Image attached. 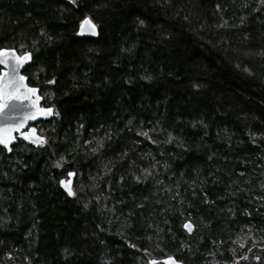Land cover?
I'll return each mask as SVG.
<instances>
[{
    "label": "trees",
    "instance_id": "obj_1",
    "mask_svg": "<svg viewBox=\"0 0 264 264\" xmlns=\"http://www.w3.org/2000/svg\"><path fill=\"white\" fill-rule=\"evenodd\" d=\"M2 49L55 118L0 147V264H264V0H0Z\"/></svg>",
    "mask_w": 264,
    "mask_h": 264
},
{
    "label": "water",
    "instance_id": "obj_2",
    "mask_svg": "<svg viewBox=\"0 0 264 264\" xmlns=\"http://www.w3.org/2000/svg\"><path fill=\"white\" fill-rule=\"evenodd\" d=\"M88 20L95 26L94 31H88L89 25L84 22ZM78 38H96L98 29L96 25L86 18L81 23ZM30 56V59L23 58ZM20 58V59H17ZM0 139L6 143H0V147L5 150L7 155L13 153V146L22 140L31 147H38L45 139L40 136L37 125L40 122L51 121L55 118L52 107L43 106V98L40 95V89L31 87L28 78L24 75V70L32 63L30 53L19 54L15 49L0 50ZM34 89L35 93L29 91ZM48 110H51L50 112ZM42 141V142H41ZM74 173L70 172L68 179L60 182L61 188L69 195L65 185H69L73 193ZM191 225V230L185 227ZM184 231L191 235L195 227L191 222H186L183 227ZM162 264H181L173 257L163 259ZM155 264V261H151Z\"/></svg>",
    "mask_w": 264,
    "mask_h": 264
},
{
    "label": "snow or ice",
    "instance_id": "obj_3",
    "mask_svg": "<svg viewBox=\"0 0 264 264\" xmlns=\"http://www.w3.org/2000/svg\"><path fill=\"white\" fill-rule=\"evenodd\" d=\"M84 23L89 25V27L87 29L88 31H94L95 26L92 25L90 21L86 20ZM17 59H20V58H17ZM23 59L24 60L30 59V56H26ZM0 63H3V61H0ZM29 91L35 93L34 89H30ZM48 111L50 112L51 110H48ZM0 143H6V141L3 140V139H0ZM65 187L68 189L70 195L74 194V193H72L71 188L69 187V185L66 184ZM185 227L188 228L189 230H191V225H185Z\"/></svg>",
    "mask_w": 264,
    "mask_h": 264
}]
</instances>
